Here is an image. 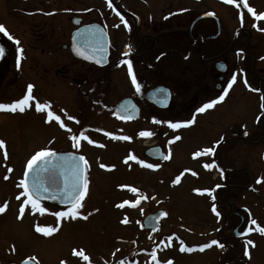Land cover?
Returning a JSON list of instances; mask_svg holds the SVG:
<instances>
[{"label": "flooded vegetation", "instance_id": "af4514ba", "mask_svg": "<svg viewBox=\"0 0 264 264\" xmlns=\"http://www.w3.org/2000/svg\"><path fill=\"white\" fill-rule=\"evenodd\" d=\"M247 3L257 14L264 13V0ZM0 24L14 38L0 33V42L8 50L0 103L11 104L23 98L28 85L34 86L36 98L24 112L0 111V116L16 122L31 112L40 119L43 138L51 139L52 146L27 152L34 151L35 155L48 149L65 156H84L89 165L84 199L90 186L97 183V172L115 171L118 158L121 162L132 160L131 156L141 157L154 167L168 163V159L158 158L167 155L168 121L194 120L173 133L183 128L197 130L209 121L207 117L228 123L231 103L244 102L248 97L250 104L239 106L244 109L240 110V119L248 109L256 108L253 125L259 126L264 120V19L257 20L249 13L243 0H236V4L223 0H111V7L109 0H0ZM85 30L103 34L99 44L106 46L96 53V59L102 58L99 64L76 52L80 46L91 54L79 35ZM126 60L132 62L141 86L139 92L131 82ZM232 76L236 80L228 89ZM188 79L193 80L191 94L185 95ZM166 91L171 94L169 101L156 95ZM224 91L228 95L222 102L198 112ZM236 92L240 94L233 100ZM36 102L50 104L48 110L59 115L65 127L54 120L47 122V111H36ZM123 103L129 109L119 116L116 108ZM5 120L1 117L0 125ZM142 131L153 135L140 136ZM82 132L94 143L81 140L77 148L72 136ZM121 136L130 139H114ZM104 143L109 144V150ZM111 145L123 148L122 156L111 153ZM4 153L5 149L0 152V166L6 171L10 164ZM30 159H20L24 173ZM242 212L247 213L234 211L240 220L236 224L239 229L245 223Z\"/></svg>", "mask_w": 264, "mask_h": 264}, {"label": "rangeland", "instance_id": "374dc122", "mask_svg": "<svg viewBox=\"0 0 264 264\" xmlns=\"http://www.w3.org/2000/svg\"><path fill=\"white\" fill-rule=\"evenodd\" d=\"M185 82L190 86L184 94H191L193 80ZM239 94L236 92L233 100ZM249 101L248 97L245 104L243 100L231 103L228 123L207 117L209 121L199 129L183 128L177 133L168 126L169 158L162 166L136 164L137 160L143 161L141 157L136 162H120L118 158L115 171L97 172V183L90 186L81 217L75 220L58 219L53 214L57 208H46L41 214L30 206L20 218L24 198L19 186L24 176L20 159L34 155L28 150L50 148L52 143L43 138L40 119L31 112L16 122L0 116L6 119L0 125V140L5 141V158L10 164L7 172L0 166V206L7 205L0 213V264L26 260L35 264H264V234L256 230L257 225L264 227V120L259 126L253 125L256 108L248 109L240 119V110L244 111ZM104 144L109 150V144ZM111 148V153L122 156L123 148ZM207 148H214V154H205ZM197 152L202 154L196 156ZM205 164L215 167L205 168ZM137 200L139 203L132 207ZM120 204L124 207H118ZM213 206L219 216L212 211ZM243 208L249 213L247 216L242 212L244 225L253 230L240 240L233 236L232 229L240 221L234 211ZM157 210L167 213L160 230H142L143 219ZM252 220L257 224H251ZM37 226L57 231L45 236L36 231ZM249 239L254 247L247 245ZM213 240L223 247L212 245L200 251ZM181 242L193 251H181ZM73 250L83 251L88 261L73 255ZM152 252L156 253L155 260Z\"/></svg>", "mask_w": 264, "mask_h": 264}, {"label": "snow or ice", "instance_id": "6c2138e0", "mask_svg": "<svg viewBox=\"0 0 264 264\" xmlns=\"http://www.w3.org/2000/svg\"><path fill=\"white\" fill-rule=\"evenodd\" d=\"M226 4H236V0H223ZM109 6L111 7V0H109ZM239 7V5H237ZM243 7L247 9L249 13H251L257 20L264 19V13L257 14L255 9L250 7L247 3V0H243ZM206 15H214V13H207ZM241 19L243 17L241 16ZM123 21V17H121ZM125 26L127 27V21H124ZM118 26V25H117ZM0 33L8 36L9 39H14L10 33H8L7 29L4 25L0 24ZM79 35L84 40L85 44L90 47L91 54H89V50L86 47L77 46L76 52L78 55L82 56L85 59L93 60L95 59L96 63H101V59H96V53L103 51L102 45L99 44V40L102 38L103 34L91 32L90 30H85L84 32L79 33ZM96 41V46H93V42ZM15 43L19 45V40H15ZM21 54L23 53V49H19ZM4 55V49L0 48V56ZM127 55V53H125ZM127 64L128 72L131 76V82L135 86L137 92L140 91V84L137 81L136 75L133 72L132 62L130 60L124 61ZM19 66V65H18ZM232 82L228 84V89H231L232 85L235 83L236 77L232 76ZM33 85H28L27 94L19 99L18 101H14L11 104H4L0 103V111H10V112H24L27 108H30L31 102L35 101V97L33 96ZM228 95L227 91H224L223 95H220L218 99L212 100L208 103L203 104L198 109V112L203 113L208 109L214 108L217 103L222 102L225 97ZM51 108L50 104H44L40 102L35 103V109L38 112H45L47 111V122L51 123L53 120L59 123L60 127L64 128L65 124L61 120L59 115H56L54 112L48 110ZM122 119L126 117H121ZM68 119L72 120L75 119L74 117L69 116ZM78 122V121H77ZM156 123H160V121H155ZM194 123V120H189L184 123H169V127L173 129H179L181 127H186ZM70 132L71 129H68ZM140 136L143 137H150L153 135L152 132L149 131H142L139 133ZM247 135V133H245ZM114 139H122V140H129L130 137L128 136H121V137H114ZM176 139H180L179 136ZM72 140L74 142L75 147L80 146V141L84 140L88 143L92 144V141L88 136L84 135V133H80L79 136L73 135ZM103 147V145H100ZM5 148V141L0 140V149ZM205 154H214V148H207L203 150ZM202 153L197 152L195 155L200 156ZM5 157L7 156V152L4 153ZM169 157H165L168 159ZM130 159L137 160L135 156H131ZM60 161V163H57ZM127 163V161H125ZM137 163L143 165L147 168H153V164H145L144 161L137 160ZM88 161L85 159L84 156H71V157H60L57 155L56 152L43 149L35 153L31 157L30 160L27 162V170L24 173V179L20 182V187L22 188L21 195L24 196L26 199L23 200L22 206L19 210L20 218L23 217L25 212V207L30 206V209L35 212L39 211L41 214L47 211L45 207L41 205L42 198H50L53 200L61 199V202L68 205V209L66 211H56L53 214L58 218H71L73 220L81 217L80 209L83 207V200L85 195L88 191L89 181L87 176L85 175L88 169ZM101 167H106L105 165H101ZM205 168H213L215 167L214 164H205ZM7 178V177H6ZM177 182H179V178H177ZM259 182V181H258ZM132 192H137L135 188L131 189ZM209 196H212V193L208 192ZM143 198V197H141ZM17 199H20L18 196ZM215 199V197H213ZM124 203H129L125 201ZM139 203V200L136 201L135 204H132V207H135L136 204ZM7 205L0 206V213H3L6 209ZM118 207H124V204L118 205ZM212 211L219 216V212H217L215 206H213ZM167 215V213H164ZM83 219H87V216H83ZM127 223V220L124 221ZM251 224L256 225V220H252ZM253 229L251 227L248 228V232H251ZM258 232L264 234V227H260L257 225ZM36 231L43 233L45 236H50L54 232L57 231L54 227H36ZM212 245H218L219 247H223L222 244H219L218 241L213 240L211 244H205L203 247L200 248V251H204L206 248L211 247ZM247 245H252L253 247L254 242L249 239L247 240ZM181 251L183 252H190L193 251L192 248L183 246V242H181ZM73 255L82 257L83 260L88 261V257L83 253V251H76L73 250ZM245 255H248L250 258V253L245 252ZM151 256L155 260L156 253L152 252ZM61 264H65L64 261ZM156 264H159V261H156ZM167 264H172L171 261H168Z\"/></svg>", "mask_w": 264, "mask_h": 264}, {"label": "water", "instance_id": "95a60500", "mask_svg": "<svg viewBox=\"0 0 264 264\" xmlns=\"http://www.w3.org/2000/svg\"><path fill=\"white\" fill-rule=\"evenodd\" d=\"M101 45L104 48L106 46L105 43H104V45H103V43ZM0 48L4 49V55L0 56V88H1L3 80H4V78H5V76H6L7 72H8V62H7L8 50H7L6 47H4L1 44V42H0ZM154 93L155 92H152V94H154ZM156 95L161 97V98H167L168 101L170 99V92L169 91H166L165 93L164 92H158ZM125 108L129 109L128 106L126 104H124V103L121 104L120 106H118L116 108L117 114L119 116H121L125 112ZM57 155L60 156V157H71V156H65L64 154H57ZM158 158H160L162 161L165 160V156H163V155L159 156ZM57 163H60V161H57ZM85 175L87 176V171H86ZM41 204L45 205V206H50V207L51 206L58 207L61 210L62 209H68V205L62 203L61 199L53 200V199H50V198H42L41 199ZM163 215H164L163 211H158L156 214L147 216L144 219V221H143V229L152 230L153 232H155L160 227L159 220L161 219V217ZM235 235L237 237H243L245 235V233L244 234L235 233ZM21 264H35V263L33 261L27 260V261H23Z\"/></svg>", "mask_w": 264, "mask_h": 264}]
</instances>
